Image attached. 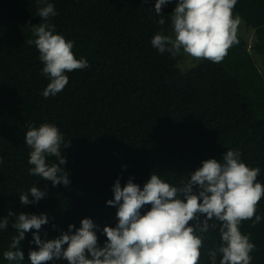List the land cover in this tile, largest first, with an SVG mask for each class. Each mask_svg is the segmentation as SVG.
<instances>
[{"label": "trees", "instance_id": "1", "mask_svg": "<svg viewBox=\"0 0 264 264\" xmlns=\"http://www.w3.org/2000/svg\"><path fill=\"white\" fill-rule=\"evenodd\" d=\"M48 2L57 11L49 21L56 33L74 42L76 58L90 66L66 73L65 88L45 98L41 93L50 80L42 74L38 49L27 43L35 38L33 25L44 22L36 0H0V218L10 209L47 213L49 223L40 235L54 239L69 224L79 228L89 217L99 225L103 246V227L118 222L117 208L106 203L114 198L117 178L122 186L132 177L143 187L156 172L179 187L202 161L221 160L227 150H235L249 167L259 168L257 181L264 184V68L255 56L264 64V0H237L232 10L253 32L251 44L247 36L236 35L222 62L200 59L187 68L180 66L182 51L172 57L151 45L161 30L155 22L160 19L156 0ZM176 2L162 8L166 35L172 34ZM43 123L54 124L64 142L70 141L61 146L71 182L67 187L29 174L26 125ZM46 162L58 163L56 157ZM32 186L47 189V195L21 206V192ZM150 208L145 205L142 214ZM256 214L261 222L253 226L245 220L240 230L255 244L250 264H264V196ZM12 222L14 217L7 229H0V264H31L29 252L38 248L30 243L35 229L20 243L23 261L4 258L18 235ZM218 227L206 234L198 264H211L207 253L220 243Z\"/></svg>", "mask_w": 264, "mask_h": 264}, {"label": "clouds", "instance_id": "2", "mask_svg": "<svg viewBox=\"0 0 264 264\" xmlns=\"http://www.w3.org/2000/svg\"><path fill=\"white\" fill-rule=\"evenodd\" d=\"M171 2L156 0L155 13L160 19L155 22L161 30L152 37L151 45L172 57L183 50L197 60L222 62L236 42L239 20L233 18L232 10L237 0H177L170 14L172 34L166 35L162 27L166 21L161 13ZM36 3L37 15L44 22L33 25L35 38L27 43L39 51L42 74L50 80L41 94L48 98L68 84L66 73L90 65L86 59L76 58L72 50L74 42L57 34L55 25L49 22L57 15L54 5L48 0H36ZM26 127L25 140L31 149L29 174L50 181L53 186H69V173L64 167L67 160L61 146H70V141L64 142L54 124ZM48 157H56L58 163L48 164ZM259 171L249 167L240 152L227 150L221 160L202 161L179 187L165 182L156 172L143 187L132 177L122 186L117 178L112 187L114 198L106 203L117 208L118 222L114 227H103L107 238L103 246L98 243L96 233L99 225L92 218H83L79 228L69 224L68 230L54 239H42L40 230L49 223L47 213L17 214L10 209L7 216L0 218V229H7L10 218L14 217L11 226L18 235L12 238L4 258L10 262L23 261L20 243L27 232L35 229L30 243L38 248L29 252L31 264L61 259L68 264H198L206 234L217 230L219 225L220 243L207 253L211 264H217L218 255L219 264H250L255 244L250 242V235L241 232L240 225L252 220L255 226L262 220L256 214L257 204L264 196V184L257 181ZM46 195L47 189L32 186L21 192L20 204L38 203ZM145 205L151 208L142 214Z\"/></svg>", "mask_w": 264, "mask_h": 264}, {"label": "rangeland", "instance_id": "3", "mask_svg": "<svg viewBox=\"0 0 264 264\" xmlns=\"http://www.w3.org/2000/svg\"><path fill=\"white\" fill-rule=\"evenodd\" d=\"M232 14H233V18L234 19L238 18V20H239V23H238V26H237L236 35L237 36H247L249 38V43L251 44L252 37H253V32H250V30H248L244 20L241 19L239 17V15L234 14L233 12H232ZM181 51H182L183 60H184V62H182L181 65H180L182 68L192 67V66L196 65L199 62V60L187 55L186 53H184L183 50H181ZM255 56L257 57L256 59H257L258 65L261 68H264V64L262 62L261 57L258 56V55H255Z\"/></svg>", "mask_w": 264, "mask_h": 264}]
</instances>
